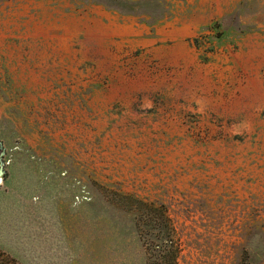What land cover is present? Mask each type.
<instances>
[{"label":"rangeland","instance_id":"obj_1","mask_svg":"<svg viewBox=\"0 0 264 264\" xmlns=\"http://www.w3.org/2000/svg\"><path fill=\"white\" fill-rule=\"evenodd\" d=\"M115 3L0 0V262L264 264V0Z\"/></svg>","mask_w":264,"mask_h":264},{"label":"trees","instance_id":"obj_2","mask_svg":"<svg viewBox=\"0 0 264 264\" xmlns=\"http://www.w3.org/2000/svg\"><path fill=\"white\" fill-rule=\"evenodd\" d=\"M121 11L115 2L126 0H92ZM111 198L126 211L134 213L133 223L145 252L144 264H182V244L174 233V226L164 204H155L138 197L113 191ZM0 264H7L0 262Z\"/></svg>","mask_w":264,"mask_h":264},{"label":"water","instance_id":"obj_3","mask_svg":"<svg viewBox=\"0 0 264 264\" xmlns=\"http://www.w3.org/2000/svg\"><path fill=\"white\" fill-rule=\"evenodd\" d=\"M0 181H1V178H0Z\"/></svg>","mask_w":264,"mask_h":264}]
</instances>
